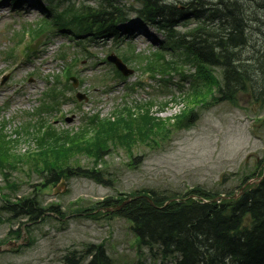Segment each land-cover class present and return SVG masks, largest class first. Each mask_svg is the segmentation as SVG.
I'll return each instance as SVG.
<instances>
[{"label":"rangeland","instance_id":"1","mask_svg":"<svg viewBox=\"0 0 264 264\" xmlns=\"http://www.w3.org/2000/svg\"><path fill=\"white\" fill-rule=\"evenodd\" d=\"M82 1L74 0L76 8ZM172 1L181 8L186 0ZM122 3L139 7L132 0ZM41 11L33 0L14 7L0 0V142L15 149H8L11 155L18 154L0 168V206L5 195L14 200L39 192L43 206H57L64 216L29 223L26 232L24 220L11 222L0 212V241L19 244L0 252V264H59L66 254L79 255L89 245H102L112 264H158L146 249L138 251L129 223L111 213L126 206L129 194L143 189L185 194L199 187L237 194L245 177L264 170V105L248 92L219 102L214 91V99L199 95L209 103L194 106L196 121L180 119L193 106L189 97L194 95L180 73L189 76L194 68L161 69L167 64L156 52L164 36L156 27L144 25L131 12L120 25L118 40H87L81 34L68 39L41 29ZM182 23L177 27L181 33L195 20ZM111 54L122 59L128 74L106 61ZM199 89L201 94L204 87ZM147 108L155 118L148 123L143 120ZM129 112L133 117L127 116L125 125L96 129L97 121L114 122ZM48 127L54 138L65 132L63 139L73 138L52 149L48 158L53 165L95 168L111 186L72 177L66 179L65 192L55 193L60 182L43 188L37 170L42 161L36 163L30 155L36 150L32 137ZM107 197L124 202L120 209L102 211L106 216L97 215L98 203ZM17 229L24 237H16Z\"/></svg>","mask_w":264,"mask_h":264},{"label":"trees","instance_id":"2","mask_svg":"<svg viewBox=\"0 0 264 264\" xmlns=\"http://www.w3.org/2000/svg\"><path fill=\"white\" fill-rule=\"evenodd\" d=\"M7 1L13 7L24 2ZM91 1H94L92 5L87 4ZM132 1L139 7H127L122 0H84L79 8H76L74 0H33L42 10L41 29L45 26L49 33L67 34L68 39L82 38L81 34L89 37L87 40L106 37L118 40L120 25L131 12L144 25L156 27L164 36L162 46L156 52L160 60L167 64L161 69L165 67L168 71L178 72L179 67L186 65L194 68L189 76L180 73L182 80L188 81L194 88V95L189 97L193 106L188 107L180 119L187 117L188 121H196L198 114L194 106L209 103L206 96L199 95L209 94V100L214 99V91L215 100L219 102L232 101L238 93L248 92L255 101L264 105V0H186L180 3L181 8L172 0ZM190 19L195 20L194 25L186 32H179L177 27ZM167 56L171 57L170 60H166ZM178 62L182 65L176 66ZM202 86L204 90L199 94ZM202 98L204 100L198 103ZM149 111L147 108L143 115L147 123L155 119ZM130 113L117 117L114 122L97 121L96 129L103 125H125L126 117L129 116V120L133 117ZM38 121L40 119L34 123ZM45 130L39 137L38 134L32 137L36 150L30 155L36 163L42 161L43 167L37 170L44 179L43 188L61 178L72 177L110 185L105 175L95 168L53 165L48 158L52 149L68 144L73 138L63 139L67 135L65 132L64 135L57 133V139L51 127ZM0 137L3 138L2 134ZM2 142L3 139L0 142V168L10 164V159H16L14 155H18L16 152L11 155L8 149H15ZM251 178L245 177L239 188ZM38 193L15 197L14 200L5 195L0 212L9 215L7 219L11 222L24 220L26 232H29L26 226L29 223H36L50 215L64 216L57 206H43ZM233 194H214L199 187L185 194L174 190L159 192L143 189L129 194L132 195L129 203L119 212L111 214L129 223L138 251L146 249L158 264H264V177L248 185L236 199L204 201ZM147 195L154 205L149 203ZM123 202L122 199L107 197L98 203L97 208H101L97 210V215L106 216L102 209L116 208ZM14 234L20 238V229ZM2 243L0 241V245ZM59 264L112 262L102 245H89L79 255L75 252L66 254Z\"/></svg>","mask_w":264,"mask_h":264},{"label":"water","instance_id":"3","mask_svg":"<svg viewBox=\"0 0 264 264\" xmlns=\"http://www.w3.org/2000/svg\"><path fill=\"white\" fill-rule=\"evenodd\" d=\"M108 61H110V62H112L116 67H117V69L118 70H120L121 72H122V74L123 75H126V74H128V70L126 69V67H125V65L122 63V61L119 59V58H117L116 56H114V55H111V56H109L108 57ZM7 79V77L5 78V80ZM4 80V81H5ZM74 80V79H73ZM75 81V80H74ZM75 86H76V82H75ZM78 98H79V100H81V96L80 95H78ZM251 183V181L249 182V184ZM59 189H62V190H59ZM66 191V183H65V181L64 180H61L60 181V184H59V186H58V188L57 189H55V193H58V192H65ZM240 191H242V189L240 190ZM234 197H236V195L234 196ZM147 199H148V201H149V203H151V205H154V203L152 202V200L150 199V198H148L147 197ZM121 207V206H120ZM120 207L118 208V209H120ZM18 245L19 244H15V245H12V244H7V245H4V246H1L0 247V252L1 251H4L6 248H7V246H15V247H18Z\"/></svg>","mask_w":264,"mask_h":264}]
</instances>
